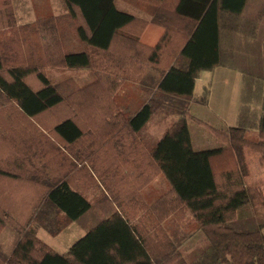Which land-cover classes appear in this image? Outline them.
Instances as JSON below:
<instances>
[{
	"label": "trees",
	"instance_id": "obj_1",
	"mask_svg": "<svg viewBox=\"0 0 264 264\" xmlns=\"http://www.w3.org/2000/svg\"><path fill=\"white\" fill-rule=\"evenodd\" d=\"M151 1L152 21L164 27L154 46L140 40L147 22L115 0H64L83 45L64 51L56 25H17L12 1L0 0V177L15 181L0 192V231L8 226L18 235L8 255L0 251V264H264V190L248 182L246 158L250 150L264 162V61L239 63L246 53L239 42L232 56L224 55L229 28L240 25L251 0ZM28 34L39 37L38 46H24ZM246 38L238 40L244 45ZM227 64L243 73V101L245 91L261 95V112L243 103L235 125L210 126L224 146L195 150L188 103L196 80ZM53 65L92 68L98 78L64 95L46 73ZM125 82L150 94L133 113L116 97ZM161 106L176 118L147 144L142 131ZM49 114L53 122L45 120ZM252 128L257 139L247 135ZM78 144L87 152H75ZM101 150L110 151V160H96ZM158 173L169 190L148 204L141 189ZM111 176L114 188L106 182ZM76 177L102 180L106 193L94 202L74 185ZM247 205L251 215L240 217ZM92 209H100L101 220L63 254L32 226L56 235ZM185 212L203 236L188 252L162 225L170 216L184 222Z\"/></svg>",
	"mask_w": 264,
	"mask_h": 264
},
{
	"label": "rangeland",
	"instance_id": "obj_2",
	"mask_svg": "<svg viewBox=\"0 0 264 264\" xmlns=\"http://www.w3.org/2000/svg\"><path fill=\"white\" fill-rule=\"evenodd\" d=\"M117 3L118 6L124 5V3L130 4L132 7L129 5L127 6L131 7L135 12H138V15H142L143 17L150 15L151 19L153 15L152 13L154 12L155 7H157V4L151 0H118ZM27 5L30 7L31 12L34 10L36 17L26 19H17L15 17L17 25H32L37 21H49V23L56 25L61 37L64 51L83 48V45L75 36L77 20H73L70 17L63 0H31L27 2ZM12 8L14 12L13 3ZM25 20H27V22H24ZM140 20L148 22V20L145 19ZM238 20L240 25L234 24V29L228 27L229 32L226 35L227 39L224 46L226 47V51L224 55H227V58L232 56L235 44L238 45L239 42L238 47H240L241 50L244 47L243 49L246 50V53L240 54L241 58L239 63L242 64L244 61L249 65H254L255 63L260 64L261 60L264 61V0H251L248 10L243 16H241V18H238ZM141 25L142 23H136L131 31H138ZM245 36L247 37V42L243 45L242 42L238 40V37H241L242 41ZM27 38L28 41L25 42V47L27 42V47L34 46V44L35 46L39 45L38 43L40 40L38 36L30 37L28 34ZM37 51L38 53L40 52V50L37 49L35 50V53ZM233 64L236 63L234 62ZM217 67L220 68L216 72L217 77L215 76L214 82L212 81L215 69L211 70V72H202L203 77L196 83V93H194L192 99L188 103V111L190 115L188 117V124L192 136L193 148L195 150L213 148L221 145L222 141L213 133L210 126L226 129L230 125H235L243 103H246V105H248L251 110L255 111L256 114H259L262 109V99L260 94L256 95L255 93V95H250V91H245L247 97L244 99L247 100L243 101L244 79L243 73L239 71V68L232 67L228 64ZM227 72L229 73L228 77L224 78L227 75ZM46 73L64 95L72 92L74 88L87 86L96 81L98 78L95 70L92 68H67L65 66L53 65L46 68ZM255 74L258 73L255 72ZM252 77V80H259L260 78L259 75ZM211 91H213L214 98L210 97ZM116 97L120 104V108L128 111L129 113H133L144 101L149 99L150 94L144 91L136 82H125L117 92ZM218 102L221 107L224 105V108L226 109V111H224L226 113H224V111L219 113V108H217ZM175 118L176 115L171 113V111H169L166 107H155V111L151 119L142 131L144 142L147 144L155 143L159 138H161V136H163L169 127L170 122ZM45 120L47 122H53L54 115L49 114L45 116ZM37 125L40 133H47L41 128L39 123ZM257 134V131L253 128L247 131V135L250 138L257 139ZM86 150L87 147L83 144H78L77 147L74 148L75 152L80 151L81 153H86ZM249 151L250 150L246 151L249 172H262L263 168L259 166L258 160L255 159L254 161L252 158H250V160L248 159L247 152ZM250 152L254 153L253 151ZM108 155H112L109 150H101L98 152V159L96 158V160L108 161V159L110 160ZM72 158L74 159V156H72ZM53 165L55 164L53 163ZM89 169L90 173H94L91 167H89ZM29 172L37 173L36 170H33V168L32 170H29ZM106 173H112V176L115 178L114 170H112V168L107 169ZM103 176L107 177L108 175L103 173ZM112 176L111 181L107 180L106 182L109 186L114 188L115 182H113ZM76 179L78 178L76 177L75 180ZM14 184V180L0 177V192L3 193V189L7 190L9 188H13ZM74 185L82 188L94 202L99 195L106 193L105 190L107 188L106 184H104L102 180H97L96 182L93 179L87 178L76 180ZM22 188L25 189L22 185L19 190ZM168 190L169 184L166 178L163 174L158 173L149 184L141 189V194L145 201L150 204L155 202L159 196L163 195ZM101 206H103V204H101ZM97 208H99V205ZM99 211L100 209H92L80 220L69 222L63 230L56 235H51L44 228L37 226L35 223H32V226L35 227L36 235L43 243L59 253H65L69 246L84 234L85 230L101 220L102 215L99 214ZM144 212L145 210L139 211L138 215L143 214ZM251 212V207L247 205L239 211V216L247 217L251 214ZM190 217L191 214L189 212H185L183 216L184 222H179L175 217L170 216L162 223L165 231L171 236L175 244L185 252L193 250L203 242L202 234L194 228V224L191 223ZM17 238L18 235L16 231L8 226L3 228L0 231V251H2L5 255H8L9 251L17 241Z\"/></svg>",
	"mask_w": 264,
	"mask_h": 264
},
{
	"label": "crops",
	"instance_id": "obj_3",
	"mask_svg": "<svg viewBox=\"0 0 264 264\" xmlns=\"http://www.w3.org/2000/svg\"><path fill=\"white\" fill-rule=\"evenodd\" d=\"M11 1L13 3V6H14V14H15V17L17 19L18 18L19 19H22V18L26 19V18H35L36 17V13L34 12V10H32V12H31L30 7L27 5V2H29L31 0H11ZM117 2H118V0H115V4H116V6H117V8L119 10H122V11L128 12L130 14H133L137 18L148 20V22L146 24V27L144 28L143 32L140 35V40H141L142 43H144L146 45H150V46L156 45L157 42L159 41L161 35L164 32V27L162 25L156 23V22H153L152 19H151V17H150V15L144 16V17L142 15H138L137 14L138 12H135L131 8L132 6L130 4L124 3V5H121L120 4L121 6H118V3ZM63 3L65 5V7H66V10L68 11V8H67L64 0H63ZM127 5H129L131 7H129ZM24 22H27V20H25ZM80 49H82V48H80ZM219 68L220 67L215 68L214 75H213V81L212 82L215 81L216 72L219 70ZM202 72L200 74V77L196 80V83H197L198 80H201V78L203 77ZM226 74L227 75L224 78L228 77V74L229 73L227 72ZM206 77H207V75H206ZM195 88H196V85H195ZM194 93H196L195 90H194ZM213 95H214L213 94V91H211L210 97L211 98H214ZM217 104H218L217 108H219V113L220 112H223L224 110L226 111V109L224 108V105H223V107H221L219 102ZM225 111H224V113H226ZM237 113H238V111H237ZM230 126H232V125H230ZM191 142H192V136H191ZM221 143H222L221 145L216 146V147H213V148H220V147L224 146V143L223 142H221ZM192 146H193V144H192ZM204 149H212V148H204ZM204 149H198V150H204ZM247 157H248L249 160H250V158L254 159V161H255V159L258 160L259 166H261L263 168V171L260 172V173H251V172H249V175L247 176L248 182L249 183L259 184V185L262 186V188L264 190V162L261 163L260 160H259V156L256 155V154H254V153H252V152H250V151L247 152ZM250 170H251V168H250ZM241 209H243V208H241ZM239 211H238V214H239ZM249 215H251V214H249ZM86 231L87 230H85V232H84V234L82 236L85 235ZM262 231L264 233V228L262 229ZM82 236H80L79 238H81ZM78 239H76L74 242H76ZM72 244L69 246V248L72 246ZM69 248H68V250H69ZM61 254H63V253H61Z\"/></svg>",
	"mask_w": 264,
	"mask_h": 264
}]
</instances>
